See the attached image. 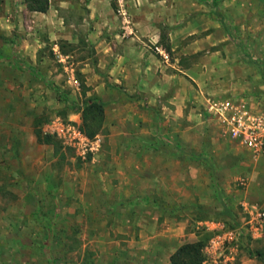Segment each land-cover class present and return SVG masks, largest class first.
<instances>
[{"label":"rangeland","instance_id":"1","mask_svg":"<svg viewBox=\"0 0 264 264\" xmlns=\"http://www.w3.org/2000/svg\"><path fill=\"white\" fill-rule=\"evenodd\" d=\"M107 1L111 18L86 24L85 1L38 15L0 0V264H169L198 239L202 264H261L249 257L264 250V236L248 238L242 205L264 213V157L252 160L220 136L203 104L245 97L264 107V0ZM79 24L159 34L178 66L167 72L181 71L168 98L178 95L149 102L115 89ZM81 79L85 96L104 104L92 139L75 112ZM34 125L56 153L36 141ZM67 125L98 147L70 145ZM151 188L161 194L143 197Z\"/></svg>","mask_w":264,"mask_h":264},{"label":"crops","instance_id":"2","mask_svg":"<svg viewBox=\"0 0 264 264\" xmlns=\"http://www.w3.org/2000/svg\"><path fill=\"white\" fill-rule=\"evenodd\" d=\"M5 1L6 0H2L1 6L6 3ZM16 1L18 2L19 0ZM83 1L86 2H84L85 9L83 10L81 19L83 23L94 24V19H98L97 21H99L100 19L104 21L106 16L110 17L112 15V6L107 0H48V7L45 13L28 12L25 9L23 3L22 7L27 11V13L30 14L45 15L46 13H49V15H56L59 11V8L65 7L66 5L70 6L72 4ZM124 1L127 2V0H123V2ZM131 1L134 5L133 0ZM143 1L145 0H142L141 2ZM128 2L130 3L129 0ZM137 2L139 3V0H137ZM95 25L97 24L95 23ZM157 32H159L158 29ZM78 33L79 35L88 38V40L93 43V48L95 50L94 56L96 67L102 68L107 66V68H110L111 70L108 71V74H111L112 76L111 85L115 89L120 87L121 85L125 93H127L131 97L130 99H133V97H141L148 100L149 102H160L164 101L165 99L171 100L176 97L175 95H178V92L176 91L178 88L176 89V85L174 86V84L176 83V78H179L177 73H181V71L175 69V73L167 72L168 67L175 68L178 66L176 63L174 64L167 60V56L169 55L170 51L172 52L174 51V49L170 48L169 52H164L162 50V46L158 44L159 41L157 39L160 37L159 34L155 36L154 34L149 33V31L147 30L136 31L135 28L133 30L128 28L124 33L119 30L108 28L105 29L102 27H94L93 30H88L85 29L83 24H79ZM147 42L151 44L156 43L157 46L155 45V47L160 48L161 51H163L164 55L166 54L165 59H161V57L153 53V51L147 45ZM184 49L185 48L181 49V51ZM100 85L104 86V83ZM173 89H176L174 91L175 93L171 94V97L168 98V94L170 93L169 91H172ZM163 107L164 106H162V108ZM167 111L170 113L169 110ZM165 116H167V113L165 114ZM153 142L141 140L140 143L141 146L145 147V149H152ZM129 148L131 149L133 147ZM152 159H154L153 156H149L148 159L145 157L142 159V161L147 165L149 163H152ZM163 159H165L166 161L172 160V158L167 156L160 158V160ZM142 161L141 159H139V161L136 162H139L141 164ZM162 172L165 173L164 171ZM162 172L158 173L161 175ZM150 175L152 176L153 174L145 173L144 178L148 180L151 177ZM132 192L133 191H130L129 194L137 195V193L134 194ZM153 194L157 195L161 193H159L156 189L151 188L145 191L143 197L151 196ZM145 198L143 199V206L146 207L151 205V203L147 202L148 199ZM248 207L249 209L247 211L253 214V212H255L252 210L253 207H251V205ZM259 210H257V213H260ZM263 222L264 219L262 217L260 218V220H258L256 219L255 215L251 218H247L245 224L247 226L246 229L248 238L251 241H257L263 238ZM253 258L257 259L255 256H250L249 261H252Z\"/></svg>","mask_w":264,"mask_h":264},{"label":"built area","instance_id":"3","mask_svg":"<svg viewBox=\"0 0 264 264\" xmlns=\"http://www.w3.org/2000/svg\"><path fill=\"white\" fill-rule=\"evenodd\" d=\"M118 1V0H117ZM119 12V11H117ZM154 50L164 57L160 48L154 47ZM203 109L210 125L215 128L218 134L229 141H232L243 149L252 160H258L264 157V107L250 102L245 97L236 99H211L204 100ZM58 125H60L58 123ZM52 127V125H51ZM63 138L68 135L70 145L77 148L92 150L98 147V140L89 141L73 126L67 125ZM64 132L63 127L53 129L51 133H56L59 137ZM70 133V134H68ZM244 212L248 217L255 215L260 220L262 214L257 213L254 205H251L252 213L246 204L242 205Z\"/></svg>","mask_w":264,"mask_h":264},{"label":"trees","instance_id":"4","mask_svg":"<svg viewBox=\"0 0 264 264\" xmlns=\"http://www.w3.org/2000/svg\"><path fill=\"white\" fill-rule=\"evenodd\" d=\"M25 9L28 12L45 13L48 7V0H22ZM59 52L66 54L63 50V46L59 45ZM165 52L167 49L165 48ZM80 92L82 99L76 107V113L79 114L80 125L79 129L87 138L92 139L102 131L104 121V104L103 102L94 96H85V85L82 79L79 81ZM62 101H67L61 96ZM37 125L33 127V133L37 142L51 144L54 153L57 152L56 142L52 140L48 135H41ZM198 158L200 159L199 155ZM202 158V157H201ZM205 239H198L192 243H186L179 246L174 253L169 257V264H202V247ZM251 256H255L257 260L264 264V250H255L250 253Z\"/></svg>","mask_w":264,"mask_h":264}]
</instances>
